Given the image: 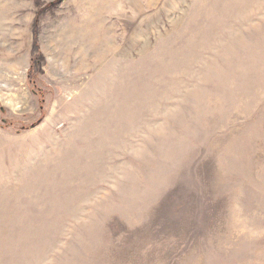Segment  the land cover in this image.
I'll use <instances>...</instances> for the list:
<instances>
[{
  "label": "rangeland",
  "instance_id": "rangeland-1",
  "mask_svg": "<svg viewBox=\"0 0 264 264\" xmlns=\"http://www.w3.org/2000/svg\"><path fill=\"white\" fill-rule=\"evenodd\" d=\"M0 264H264V0H0Z\"/></svg>",
  "mask_w": 264,
  "mask_h": 264
}]
</instances>
